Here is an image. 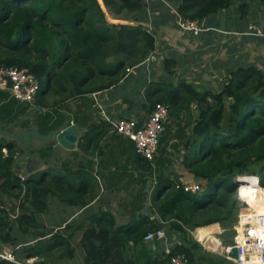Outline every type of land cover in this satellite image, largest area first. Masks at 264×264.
<instances>
[{
  "label": "trees",
  "instance_id": "obj_1",
  "mask_svg": "<svg viewBox=\"0 0 264 264\" xmlns=\"http://www.w3.org/2000/svg\"><path fill=\"white\" fill-rule=\"evenodd\" d=\"M233 2L176 0L175 10L171 6L170 11L177 19L200 20ZM146 8L147 0H0V67H28L38 76L42 85L35 104L39 108L57 110L74 99L118 86L157 48L155 33L141 22ZM168 61L165 66L171 74ZM147 101L148 114L157 103L166 104L171 115L198 105L199 115L183 144L182 162L200 180V191H186L183 182L163 174L152 200L154 219L144 214L117 225L111 213L99 212L66 225L63 233L61 227L48 229L39 214L49 209L52 197L83 209L90 205L98 188L93 173L63 163L56 171L23 178L12 167L17 148L9 146L5 152L0 138V195L13 197L20 211L16 226L7 210L0 209V244L16 245L25 236L33 237L36 244L26 250L35 256L73 258L72 239L80 229L86 264H133L127 258L130 243L138 244L148 232L174 221L192 229L219 223L223 242H232L234 225L245 208L238 189L252 188L264 207V71L252 64L232 69L219 91L199 89L187 80L156 81ZM103 125L96 122L89 129L80 142L83 150L92 146L103 151L92 137L105 134ZM141 159L140 167L151 171V161ZM180 252L196 263L195 254L184 244L149 263L172 264L171 257ZM0 264L20 263L0 258Z\"/></svg>",
  "mask_w": 264,
  "mask_h": 264
},
{
  "label": "crops",
  "instance_id": "obj_2",
  "mask_svg": "<svg viewBox=\"0 0 264 264\" xmlns=\"http://www.w3.org/2000/svg\"><path fill=\"white\" fill-rule=\"evenodd\" d=\"M175 1L147 0L141 22L155 33L157 48L144 62L132 68L129 77L118 86L74 99L57 110L52 107L39 108L35 101H20L9 91L0 89V126H5L10 131L25 132L36 118L42 133L64 128L74 122L82 134L74 149H65L56 140L45 143L36 137L24 139L32 145L34 154L41 160L49 161L47 165L37 166L31 174L49 169L56 171V167L63 163L81 165L93 173L94 183L98 185L97 197L84 209L70 205L59 197L50 198L49 209L41 213L40 217V221L48 229L61 227L65 233L66 225L89 220L99 212L111 213L117 225L129 223L144 214H151L154 219L156 214L152 200L161 175L165 174L183 183L200 182L182 162L185 138L199 115L196 103L187 110L171 115L165 123L159 153L151 161V171L140 167L143 157L136 152L134 142L117 133L111 124L122 117L137 118L142 123L148 115L147 94L153 83L169 79L175 82L187 80L199 89L219 91L232 69L252 64L264 71V35L248 33L252 23L264 31V4L256 0H234L230 7L200 19L203 31L195 36L184 31L179 25V18L171 13L170 7L172 6V11L175 10ZM243 2L246 3L245 7L241 6ZM166 58L174 71L171 74L165 66ZM102 121L104 125L101 133L105 134L92 137L99 140L103 151L100 153V149L94 150L92 146L83 150L80 142L84 140L85 134L92 129L94 123ZM0 138L6 141L1 133ZM13 141L16 142L14 139ZM4 151L7 152L6 147ZM13 170L23 176L21 170ZM18 205L13 197L0 195V209L7 210L16 226L20 214ZM87 209L90 210L87 212ZM165 231L164 238L144 237L138 244L131 242L127 258L133 264H150L152 260L166 258L175 246L184 244L195 254V264H236L209 248L215 238H220L223 242L224 230L217 223L192 229L174 221ZM81 236L82 231L76 230L73 243L76 237L81 240ZM26 237L16 245L3 243L21 262H25L22 252L28 251L26 246L33 242V237ZM74 246L73 258H55L53 255L55 260L51 264H86L85 249L80 241L76 245L74 243ZM78 248L83 249L80 260H76ZM45 250L47 249L44 248L43 251ZM34 257L36 256L30 252L25 255L26 259ZM67 259H74V263H67ZM28 262L33 264L36 261Z\"/></svg>",
  "mask_w": 264,
  "mask_h": 264
},
{
  "label": "built area",
  "instance_id": "obj_3",
  "mask_svg": "<svg viewBox=\"0 0 264 264\" xmlns=\"http://www.w3.org/2000/svg\"><path fill=\"white\" fill-rule=\"evenodd\" d=\"M179 25L184 31L195 36L203 31L199 19L179 16ZM248 33L258 36L264 35V31L253 23L250 24ZM41 85L38 76L28 67L16 65L0 67V89L9 91L20 101L34 102ZM170 116V108L166 104L157 103L155 109L146 116L142 123L137 118L122 117L113 121L112 124L117 133L134 142L136 152L140 156L153 161L159 153L165 123L169 121ZM22 177L24 178V175ZM183 186L186 191L192 192H198L203 188L200 183H183ZM239 199L245 208L239 213V218L234 225L235 233L232 242L223 243L220 238H215L209 248L225 255L228 259L235 261L236 264H249V262L256 260H264V207L259 200V194H253L250 198L239 195ZM218 226L221 225L218 223ZM165 236L166 231L161 228L148 232L145 239L164 238ZM234 247L239 249V258H233L230 255ZM0 258L26 264L19 261L12 250L3 244H0ZM171 262L172 264H193L183 252L173 255Z\"/></svg>",
  "mask_w": 264,
  "mask_h": 264
},
{
  "label": "water",
  "instance_id": "obj_4",
  "mask_svg": "<svg viewBox=\"0 0 264 264\" xmlns=\"http://www.w3.org/2000/svg\"><path fill=\"white\" fill-rule=\"evenodd\" d=\"M0 133L6 140L3 141L6 148L9 146H15L17 148L12 167L16 170H21L23 175H30L39 165L49 164L48 160H41L37 154L32 152V145L25 142V138L36 137L45 143L56 140L63 148L74 149L82 137V134L79 133L78 125L74 122L64 128H55L47 133H42L36 118L33 119V123L29 126L28 131L15 132L10 131L5 126H0ZM13 139L16 140V142L13 141ZM230 255L233 258H239L238 247H234Z\"/></svg>",
  "mask_w": 264,
  "mask_h": 264
},
{
  "label": "rangeland",
  "instance_id": "obj_5",
  "mask_svg": "<svg viewBox=\"0 0 264 264\" xmlns=\"http://www.w3.org/2000/svg\"><path fill=\"white\" fill-rule=\"evenodd\" d=\"M44 86H46V83L44 84ZM259 166H260V164L258 163V164H255L254 166H253V168L254 169H258L259 168ZM250 173H245V175H249ZM263 188H264V186H262ZM18 202V201H17ZM40 217H42V214H39V218ZM55 230H56V228H55ZM79 238L80 237H76L75 238V240H74V243H75V245L77 244V242L78 241H80L79 240ZM32 239V238H31ZM37 240H34L33 239V242L31 243H29L28 244V246H26V247H30L31 245H33L35 242H36ZM26 247H24V248H26ZM82 252H83V249L82 248H78V250H77V256H76V260H80V258H81V254H82ZM29 253V251H23L22 252V255L24 256V259L23 260H25V262H23V263H26V264H30L28 261H31V262H33V261H38V262H47L48 264L50 263H52V262H54V260H55V258L54 257H52V256H50V254H43V255H39V256H36V257H34V258H32V259H26L25 258V255H27ZM20 261V260H19ZM67 261V263H74V259L73 260H70V259H67L66 260Z\"/></svg>",
  "mask_w": 264,
  "mask_h": 264
},
{
  "label": "clouds",
  "instance_id": "obj_6",
  "mask_svg": "<svg viewBox=\"0 0 264 264\" xmlns=\"http://www.w3.org/2000/svg\"><path fill=\"white\" fill-rule=\"evenodd\" d=\"M258 181H259V178L257 177V183ZM238 191L240 195L244 197H250L253 195V192H254V190L249 187H240ZM249 264H264V260H256L254 262H249Z\"/></svg>",
  "mask_w": 264,
  "mask_h": 264
}]
</instances>
